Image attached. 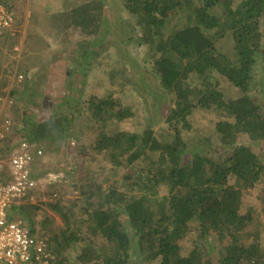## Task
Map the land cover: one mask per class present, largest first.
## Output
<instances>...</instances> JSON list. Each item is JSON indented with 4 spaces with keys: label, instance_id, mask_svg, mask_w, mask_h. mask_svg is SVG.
Here are the masks:
<instances>
[{
    "label": "trees",
    "instance_id": "16d2710c",
    "mask_svg": "<svg viewBox=\"0 0 264 264\" xmlns=\"http://www.w3.org/2000/svg\"><path fill=\"white\" fill-rule=\"evenodd\" d=\"M0 2L7 6L11 3L8 0ZM105 4V0H71L64 10L44 16L46 25L52 29L51 37L54 29L56 35L64 34L60 38L62 41H65L67 29L96 36L94 41H89L93 43L86 46L83 41H76L85 48L83 65H92L93 58L89 61L88 58L99 54L91 47L99 46L103 39L99 30ZM122 9L135 21L128 23L131 30L135 26L141 27L140 43L155 46L159 53L153 71L160 77L165 93L174 98L175 104L167 120L171 124L175 122L176 132L170 140L163 141L155 135L151 125L141 133L118 131L110 135L102 129L93 143L98 151L107 152L116 166L132 165L140 157L157 151L160 152V166L148 169L144 180L140 172L128 170L107 187L95 183L92 188L82 186L80 191L84 197L70 207L62 205L60 199L47 202L63 217L65 227L57 229L56 219L44 203H34L30 197L15 203L10 216L27 220L30 232L47 240V247L59 264H73L70 259L72 249L83 262L93 261V264H142V261L144 264H264L260 239L247 229L253 218L248 211H242L243 192L231 182L236 178L254 186L264 177V156L253 150V146L264 144V103L250 93L256 66L264 64V0H123ZM16 18L19 21L20 15ZM165 30L167 36L160 38ZM14 34L6 31L0 38V73L6 75L0 77V94L5 92L3 86L8 84L16 62L1 47H8L10 53L15 54L18 34ZM125 36L133 37L126 32L120 38ZM67 48L65 45V50L69 49L66 60L70 62L74 49ZM29 68L20 65L17 69L24 74V85L34 81L31 74L36 72L29 75ZM67 74H74L70 65ZM192 74L202 77L203 87L191 86L188 80ZM110 77L116 82H125L122 84L130 82L126 72L119 68L113 69ZM232 86L237 90L225 93L224 90ZM15 93H19L17 86L11 94ZM77 100L71 91L63 100L68 103L66 110L60 109L59 102L42 110V120L15 118L3 140L5 147L0 146V149L9 152L25 139L42 151L51 149L50 142L69 137L67 132L73 126L78 110L74 105L79 102ZM89 100L90 114L108 124L104 107L109 100L95 95ZM212 106L226 109L232 119L216 122L218 141L214 149L213 137L205 136L203 143L208 142L210 148L191 152L189 148L195 140L185 137L179 126L190 127L189 115L197 109ZM112 107L111 117L118 121L135 115L129 105L117 107L113 104ZM10 116L8 111L5 118ZM19 122L24 123L25 134ZM240 135L246 136L252 146L240 143ZM44 162L43 153L36 157L32 172L35 178L39 175L37 166ZM125 181L142 186L150 195L158 192L161 182L168 183L172 215L160 219L153 216L145 208L140 192L121 189V183ZM94 185H97L95 189ZM61 191L56 183L49 185L47 193L53 196ZM77 207L80 214L76 212ZM123 215L136 230L142 260L134 259L133 239L124 225ZM72 218L75 221L72 222ZM193 221H197L195 227ZM195 230L197 232L191 235L188 245L186 235ZM84 233L103 238L107 253L92 254L91 249L79 248ZM213 235L222 241L228 239L217 261L203 248Z\"/></svg>",
    "mask_w": 264,
    "mask_h": 264
},
{
    "label": "rangeland",
    "instance_id": "374dc122",
    "mask_svg": "<svg viewBox=\"0 0 264 264\" xmlns=\"http://www.w3.org/2000/svg\"><path fill=\"white\" fill-rule=\"evenodd\" d=\"M8 1L11 2L9 6L14 10L15 14L20 15V23L15 18L14 25V33L18 34L16 46L19 47V50L15 54L12 52L11 54L8 47H1L11 60L16 59L14 72L9 75L8 84L3 86L2 89L5 93L9 91L10 94L14 86H17L19 90V93L11 94L13 101H9L7 106L10 109L9 112H11L9 118L13 121L15 118L20 120L24 119V117L42 120L44 113L42 110L53 107L59 102L61 103L60 109L66 110L68 103L63 100L65 95L71 91L75 93L77 101H79L78 103L74 102L78 110L75 113L74 124L67 132L69 137L66 139L59 138L61 140L57 139L50 142L51 149H43L45 162L39 164L36 168L39 173L36 177L41 180L50 179V182L45 184L44 190L42 184L36 187L32 199L28 194L32 202L44 203L43 206L56 219L55 226L59 229L66 226L65 221L60 214L47 205V202H55L60 199L62 205L70 207L77 203L78 199L84 197V194L80 191L82 186L89 188L93 185L92 183H95L107 187L115 180L120 179L128 170L140 172V176L144 180L148 169L160 166L159 151L140 157L132 165H114L107 152H100L95 148L93 142L98 139L99 132L105 129L110 135L118 131L141 133L148 125H151L157 137L163 141H168L173 137L176 132L175 127H177L174 124L175 122L171 124L167 120V116L175 101L171 94L165 93L160 85V77L153 71L154 62L159 55L156 47L140 43L139 39L142 36L141 27L135 26L134 30H131L128 23L132 22L133 24L135 21L122 9L123 0H105L104 18L99 30V34H102L103 39L99 46L91 47L94 51L97 50L99 54L88 58V61L93 58L90 66L83 65L85 62V57H83L85 48L82 45H77L76 41L81 40L84 42L83 45L86 46L89 43H93L89 41H94L96 36L80 30L70 29L69 31L67 29L68 33L65 34L63 39L66 43L63 44L65 41L60 40V38L64 34L56 35V29H54L51 37L49 32L52 29L46 25L47 22L44 19L46 14L64 10L71 0ZM200 1L198 0V2ZM217 10L220 11L221 8L218 7ZM108 28H110L109 32ZM166 30L159 35L160 38L167 36L168 31ZM126 32H130L133 37L125 36L124 39L120 38ZM65 45L71 50L74 49L70 62L66 60L68 59L67 52L69 49L65 50ZM68 63H70V69L74 72L71 76L67 74ZM20 65L30 67L28 70L29 75L32 72H36L35 75L31 74L34 77L32 83L24 85L23 81L19 82L16 80V74L21 73L17 72ZM118 68L126 72V75L130 78L129 83L122 84L125 82H116L110 77L111 71ZM5 76V74L0 73V77ZM76 79L77 82L71 83V81H76ZM188 82L192 87L202 86V77L192 74ZM233 90L236 91L237 88L232 86L224 91L229 93ZM250 93L258 101L264 103V64L256 66V76L251 84ZM93 95L109 100V103L104 107L106 117L109 119L108 124L100 122L90 114L92 109L88 106L89 98ZM113 104L117 107L122 105L131 106L135 115L122 121L113 119L111 117ZM231 119L232 117L226 109L212 106L209 109H197L189 115L190 127H182L181 125L179 127L185 137L195 140L194 145L192 141L189 148L191 152L210 148L207 145L208 142L203 143L204 139H206L205 136L213 137L214 144L212 149H214L218 141L216 122ZM19 124L25 134L24 123L19 122ZM238 140L240 143L252 146L246 136L240 135ZM4 144V141L0 142L2 149L5 147ZM253 148L257 154L264 156V144L253 146ZM231 182L243 192L242 211H248L247 213L252 215L253 219L247 229L255 233L264 249V177L259 182H256L254 186H249V183L241 182L236 178H232ZM56 183L57 189H62V191L59 193L55 192L53 196H49L47 193L49 185ZM97 185H94L93 188L95 189ZM121 189L130 193L140 192L145 208L156 218L160 219L172 215L168 199L170 190L168 183L161 182L155 195L146 193L142 186H136L131 181L122 182ZM78 209L77 207L76 212L80 214ZM73 221H75V218H72ZM25 222L29 225L27 220ZM123 222L128 234L133 239L134 259L142 260L143 255L140 252L136 230L132 228L126 215H123ZM196 224L197 221L192 222V226L195 227ZM196 232L195 230L186 235V240H184L188 245L191 244L189 238ZM83 237L84 241L78 244L79 248L91 249L92 254L103 255L107 253L108 249L104 245L103 238L98 236L89 237L87 233H84ZM227 243L228 239L222 241L217 235H213L208 238L203 248L217 261L221 253L224 252ZM70 252H72L70 256L71 263L93 264V261L83 262L78 257L79 255L74 252V249ZM142 264H144L143 261Z\"/></svg>",
    "mask_w": 264,
    "mask_h": 264
},
{
    "label": "built area",
    "instance_id": "2783aa9c",
    "mask_svg": "<svg viewBox=\"0 0 264 264\" xmlns=\"http://www.w3.org/2000/svg\"><path fill=\"white\" fill-rule=\"evenodd\" d=\"M15 18L11 6L0 2V38L6 31L14 33ZM16 80L22 82L24 75L16 74ZM9 101H13L9 91L0 94V141L13 124L11 118H5ZM42 153L39 146L26 139L9 152L0 150V264H59L47 247V240L32 234L22 217L12 218L9 214L15 203L19 204L28 194L32 199L36 187L42 184L44 190L50 182L37 179L32 173L36 157Z\"/></svg>",
    "mask_w": 264,
    "mask_h": 264
},
{
    "label": "crops",
    "instance_id": "0c3cea01",
    "mask_svg": "<svg viewBox=\"0 0 264 264\" xmlns=\"http://www.w3.org/2000/svg\"><path fill=\"white\" fill-rule=\"evenodd\" d=\"M1 150V149H0Z\"/></svg>",
    "mask_w": 264,
    "mask_h": 264
}]
</instances>
